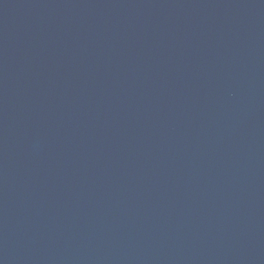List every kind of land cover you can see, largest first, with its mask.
<instances>
[{
  "label": "water",
  "instance_id": "95a60500",
  "mask_svg": "<svg viewBox=\"0 0 264 264\" xmlns=\"http://www.w3.org/2000/svg\"><path fill=\"white\" fill-rule=\"evenodd\" d=\"M0 264H264V0H0Z\"/></svg>",
  "mask_w": 264,
  "mask_h": 264
}]
</instances>
